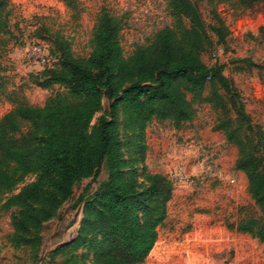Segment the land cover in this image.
I'll return each instance as SVG.
<instances>
[{
    "label": "trees",
    "instance_id": "obj_1",
    "mask_svg": "<svg viewBox=\"0 0 264 264\" xmlns=\"http://www.w3.org/2000/svg\"><path fill=\"white\" fill-rule=\"evenodd\" d=\"M167 3L173 27L156 33L149 45L138 47L129 58L122 46L121 19L107 8L95 27L88 58H77L71 42L58 36V64L45 70L37 84L43 89L62 86L67 97L58 94L43 107L19 103L1 119L0 195L39 170L38 179L4 205L21 209L14 219L15 247L38 250L42 224L70 199L78 182L98 178L107 161L110 177L88 205L78 238L67 247L91 243L95 264H143L150 256L167 219L174 187L165 176L148 173L145 166L141 177L147 186L139 191L135 170L124 171L120 112L125 130L137 132L145 147V132L153 120L169 121L179 128L196 118L197 104L217 108L231 101L237 107L236 119L222 121L215 129L236 146L235 168L245 174L264 218V156L252 148L250 138L255 133L264 142V133L255 132L237 88L224 75L225 66L202 62L200 50L207 28L198 9L189 0ZM239 3L247 10L259 4L264 8V0ZM11 13L10 0H0V34L9 32ZM208 28L221 44L230 34L217 14ZM257 67L264 70V61ZM208 84L212 93L204 97ZM104 99L110 103V118L101 117L92 136L90 127ZM238 231L264 239L256 220Z\"/></svg>",
    "mask_w": 264,
    "mask_h": 264
},
{
    "label": "rangeland",
    "instance_id": "obj_2",
    "mask_svg": "<svg viewBox=\"0 0 264 264\" xmlns=\"http://www.w3.org/2000/svg\"><path fill=\"white\" fill-rule=\"evenodd\" d=\"M200 12L207 28L200 50L207 66L224 65V75L235 85L252 118L255 132L264 133V8L240 6L239 0H189ZM8 33L0 34V121L19 103L43 107L67 90L55 85L43 89L37 81L45 70L58 64V36L72 44L77 58H88L93 51V33L101 12L107 8L122 22V46L126 58L140 46L151 43L156 33L173 27L174 19L167 0H10ZM229 29L225 43L208 26L215 15ZM210 84L204 97L211 96ZM223 94V93H222ZM188 99L192 98L187 93ZM196 118L177 128L169 121L153 120L145 132V147L139 134L123 127L119 114L123 149L122 168L137 174L139 191L147 186L141 177L144 167L150 174L168 178L178 168L190 176L187 184H174L165 224L159 228L155 248L143 264H264V239L238 228L264 218L249 192L245 174L235 168L238 150L226 141L220 122L237 117V107L226 100L222 107L197 104ZM101 117L110 118V103L92 121L95 135ZM251 146L264 156V142L250 134ZM38 168L23 182L0 195V264H95L91 243L75 248L88 205L100 185L108 181L106 161L96 179H85L73 188V194L54 216L42 224V242L38 250L31 246L15 247L14 219L19 207L6 209L11 197L33 184ZM83 197V202L80 198ZM43 207V206H42ZM36 209L41 208L36 206ZM66 247V248H65ZM63 248V249H62Z\"/></svg>",
    "mask_w": 264,
    "mask_h": 264
},
{
    "label": "built area",
    "instance_id": "obj_3",
    "mask_svg": "<svg viewBox=\"0 0 264 264\" xmlns=\"http://www.w3.org/2000/svg\"><path fill=\"white\" fill-rule=\"evenodd\" d=\"M168 180L174 184H187L190 182V176L183 168H178L168 177Z\"/></svg>",
    "mask_w": 264,
    "mask_h": 264
}]
</instances>
